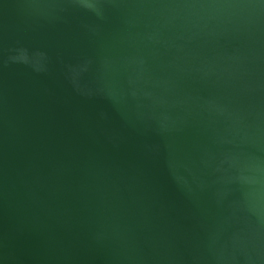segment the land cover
<instances>
[{
	"label": "water",
	"instance_id": "1",
	"mask_svg": "<svg viewBox=\"0 0 264 264\" xmlns=\"http://www.w3.org/2000/svg\"><path fill=\"white\" fill-rule=\"evenodd\" d=\"M0 264H264V0H0Z\"/></svg>",
	"mask_w": 264,
	"mask_h": 264
}]
</instances>
